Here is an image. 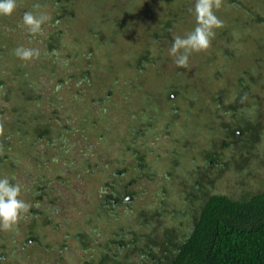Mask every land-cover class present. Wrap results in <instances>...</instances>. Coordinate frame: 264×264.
<instances>
[{
  "label": "rangeland",
  "instance_id": "rangeland-1",
  "mask_svg": "<svg viewBox=\"0 0 264 264\" xmlns=\"http://www.w3.org/2000/svg\"><path fill=\"white\" fill-rule=\"evenodd\" d=\"M93 1H82L78 13L83 15L82 20L92 26L93 31L103 30L105 34L102 36L105 35V38L96 36L97 44H88L90 40L80 36L82 23L79 22L76 25L78 37L71 33L73 39L69 45H65V40L59 42L56 36L53 37L56 46L60 43L57 46L59 50L54 54L43 45V39L48 38L51 29L52 32H64L65 21L52 26L48 20L38 34L32 35L28 30H23L22 3H16L17 7L11 15H0V54H3L0 57V117L10 122L13 116V105L10 102L13 96L3 97L1 89L9 85L15 89V80L9 78L11 71L18 66L21 74L18 76H22L20 82H29L31 85L26 88L29 95H24L20 100L22 109L34 115L31 100L38 95L36 116L48 123V133L36 138L33 147L36 160L44 165L50 163L51 170L43 168L48 175V182L42 198L39 201L33 199V202L36 201L33 207L35 216L43 215L49 221L40 228L41 237L37 242L41 244L36 252L41 264H50L52 260L57 263L59 257L67 261H62L63 264H77L88 259L91 253L96 255L101 249V246L99 249L97 247L106 239L108 230L124 243L132 238L138 244L134 243L137 247L148 242L149 253L160 256L162 251L170 250L161 247L166 237L164 233L167 236L171 234L170 240L175 243L181 232L188 227L192 214L196 213L199 201L205 194L219 193L238 197L259 190L264 185V80L259 79L264 74V65L262 70L254 72L249 87L248 99H255L257 106L249 107L248 100L242 102L236 99L241 84L236 86L237 89L231 84L233 79L241 76L240 71L246 69L244 66L239 70L242 65L237 64L236 58L242 56L249 64L248 48L252 46L240 44L237 47L238 53L236 47L233 49L234 40H238V36L233 40L232 35L228 34L223 38L229 42L221 44L220 38L214 40L213 44L215 51L220 44L223 45L219 50H225L224 56L216 55L211 48L193 53L189 56L188 66L180 68L181 74L175 75V58L169 55L173 34L184 37L196 27L193 13L181 14V9L192 7L186 4V0H181L178 3L179 10H174L180 13L177 12L168 22L171 25L179 20L177 25H181L166 32L154 29L159 34L157 41H150L153 32L149 33V63L141 65V62L133 67L140 72L134 71L136 85H128L129 81L123 74L125 51L135 49L134 45L138 44L131 38L142 41L141 36L146 32H141L140 23L134 16L136 19L133 18L132 24L123 29L127 32L125 45L111 42L116 37L109 31L112 25L99 22L91 14L96 9L92 6ZM190 1L194 5L195 0ZM144 2L149 3L146 0ZM149 6L154 13H145L143 19L144 13L141 12L140 20L153 24L158 21V15L163 10H160L162 8L157 0H151ZM243 6L259 9L256 13H261L264 18V0H237L229 5L222 2L221 7L214 10L223 21V27L214 30L215 39L229 30L234 31L238 24L242 27V24L246 26L251 21V17L242 13ZM97 7L105 9L99 2ZM128 13L125 16L131 17ZM100 15L102 18L103 14ZM142 24L146 27L148 23ZM250 27L256 33L260 32L254 23ZM168 32L171 43H165L162 39V35ZM244 35L250 36L249 33L241 35V43H245ZM101 37L108 41L105 45ZM252 39L256 45L260 44L256 42L257 37L252 36ZM140 44L144 45L145 42ZM19 46L39 49V58L20 60L14 55V50ZM103 49H109L108 57L115 60L114 64L104 62L103 57L97 55L98 51L102 54ZM71 50L89 61L88 64L84 60L77 62L82 67L77 75L75 72L80 68L71 67L72 60L67 59V55L72 54ZM51 69L55 70L52 73L54 78L49 73ZM84 71H87L89 84L84 76L78 78ZM115 71L120 72L117 74L119 76H116ZM212 73L219 75L215 78ZM196 75H199V82H196ZM180 76L187 79L191 77L194 90L192 93L181 91L166 98V90L169 85H173L170 83H173V79L178 82ZM198 84L202 87H198ZM25 97H29L30 101ZM165 102H185L187 111L178 109L171 120L166 121L165 118H169L171 112L167 110ZM228 105H231L230 108L235 107L234 111L227 109ZM84 115L85 121L81 127L83 132H80L76 123ZM245 118L253 124L258 121L259 134L252 144L243 147V143L249 139L247 132L237 134L238 137L232 139L226 135L224 126L236 124ZM137 149L144 154V166L135 169L132 152ZM210 153L212 160L208 158ZM25 157L26 154L20 159ZM70 160H74L75 167L80 165L82 169L65 168L64 165ZM23 161L20 162V169L25 167ZM120 169L123 172H119ZM24 170L16 172L15 180L25 189L33 184L35 173ZM111 171L115 174H111ZM116 182L125 185L127 192L131 193V201L128 199L116 206L103 204V196L114 192L111 186L116 185ZM189 195H192L191 202L187 201ZM99 209H104L103 214L106 216L95 220L97 217L93 216L94 210ZM52 222L55 230L51 228ZM14 234L19 241V232ZM74 235L79 237L73 238ZM145 235L151 238L150 242L144 239ZM63 243L65 245L60 248ZM81 243L86 245V250L81 251L75 246ZM89 245L91 250H88ZM128 245L115 249V244H108L110 250L107 251L116 253L118 258L124 256L129 262L137 260L142 252L130 250ZM23 254L27 255L24 264L30 263L32 259L29 257L33 254L27 248ZM107 262L111 263V260L108 258Z\"/></svg>",
  "mask_w": 264,
  "mask_h": 264
},
{
  "label": "trees",
  "instance_id": "trees-1",
  "mask_svg": "<svg viewBox=\"0 0 264 264\" xmlns=\"http://www.w3.org/2000/svg\"><path fill=\"white\" fill-rule=\"evenodd\" d=\"M82 1L84 0H16V3H22L21 5L24 6H22L23 15L28 11H32L35 15H40L41 13H43L49 17L50 24H53L52 26L58 25L59 22H66V30L64 32L57 31L60 32L57 33L56 31H54L56 32V34H58L56 35L54 32H52L53 29H51V32H48V38H46L45 40L43 39V45L51 50V54H54V52L58 49L57 46L60 45L59 42H63L65 40V45H69L70 41L73 39V36L71 37V33L78 37V33L76 30L78 26L76 25L79 22L82 23L80 26V28L82 27L80 36H82L86 40H90L88 44H97L95 40L96 36H102L103 34H105L103 30L93 31L92 26L85 24V22L82 20L83 15L78 13V10H80V3ZM146 1H149V3L151 2V0ZM157 1L160 8H162L160 10H163V12L159 13L158 21H154L153 24L148 21L140 20L141 17L139 14L141 12L144 13L142 17L143 19L145 17V13H154V11H151L149 3L144 2V0L93 1L92 6H95L97 10L94 9L91 14L96 16V19L99 22H109L108 24L112 25L109 26V28H111V30L109 31L111 33L113 32V34L117 38H113V41L111 42H120L122 43V45H125L124 41L127 32L123 31V29L126 28L125 26L131 25L133 20L136 18L140 23L139 26L142 29L141 32H143L144 30L147 33V35L146 33H143V35L141 36L142 41H139V38H131V40L137 42L138 44L134 45L136 46L135 49L125 51V72H123L125 76H122L127 78L126 80L129 81L127 82L128 85H136V76L134 71L138 70V72H140L138 68L133 69V67L135 65L137 67V63L140 64L142 62L141 65L149 63V33L153 32L151 33L152 37L150 41H157V38H159V34L154 31V29H163L164 32H166L174 27H179L181 25H177L179 24V20H176L174 21L175 23H171V25H169L168 22L170 18L180 12L181 14L192 13L190 9L194 8V5L190 0H186V4H190L192 7L183 8L180 10V12L174 10H179L178 3L181 0ZM236 1L237 0H222V2L228 5L229 3H233ZM98 2L101 4V6L103 5L105 9L97 7ZM35 4H39L40 8L34 9L33 5ZM107 8L109 9L108 11L106 10ZM250 9L255 11L257 8H246L243 6L241 9L242 13L246 14L247 17H251V21L246 24V26L245 24H242L241 27V25L238 24L235 27L236 29L234 31H227L228 33H224L221 37H219V39H215L214 36L211 40V46L209 47L216 55L224 56L225 50L219 49L221 46H223L221 45L222 42L227 41L224 40L223 36L227 37L228 34L232 35L231 38L233 37V40L237 38L236 36H238V40H234L235 43H233L232 41L233 49L236 47V52H238L237 47L240 44H247L249 46H252V48H248L250 58L248 61L249 64H247L242 59V56H238L236 58L237 64L239 66L242 65V68H240L239 70L243 69L244 66H246V69H243V72L240 71V73H242L240 74L241 76L238 75V78L236 77L235 79H233V81H231V84L235 88L236 86L241 84L239 85L240 89L236 88L238 90V93L235 98L239 101L242 100L241 98H244L243 101L248 100L249 102H247V104H249V107L252 105L254 106L255 104L256 106L258 105L255 99H248L250 95L249 87L250 85H252V77L254 76V72H259L260 70H262V66L264 65V18L260 15L261 13H256L259 11V9H257V11L255 12L251 11ZM99 13L103 14L102 18ZM126 13L131 14L132 18L125 16ZM215 13L217 12L215 11ZM142 23L148 24L145 25L146 27H143ZM181 23H183V21H181ZM253 23L256 25L257 29L260 30L259 33H256L255 30L250 27V25ZM238 27L242 29V32H240V29ZM23 30L26 31L27 28L24 26ZM246 33H249L250 36L244 35L243 40L245 41V43H241L240 37L241 35ZM130 35L132 34H129V36ZM178 35L181 34L178 33ZM55 36L59 41L57 46L55 39H53V37ZM168 36L170 37V32H168V34L162 35V39L165 41V43H171ZM173 36L176 37L175 34H173ZM252 36L257 37L258 39L256 42L260 44L256 45L253 42ZM102 37L101 40H104L103 42L105 45L108 41H105V39H103ZM220 38L221 44L215 51L213 49L214 40H220ZM141 42H145V44L142 45L143 43L140 44ZM108 50L103 49L102 54H99L98 51L97 55H101L104 59V62L108 61L109 64H114L115 60H112V57H108ZM71 53L72 54L67 55V59L72 60L70 61L71 67L73 66L74 69L80 68L75 72L77 75L80 73L79 71L82 70V67H80L81 64H77V62H81L82 60L85 61L87 59H82L80 55H75L73 50H71ZM2 55L3 54H0V57ZM85 62L86 64H88L89 61ZM15 69L16 70L11 71L12 75L11 78H9V80H15V89L11 85H9L7 88L4 87L1 89L3 97L9 98L10 96H13L11 97L12 99L10 101L13 105L11 109V111L13 112V116L10 122L5 121L2 116L0 117V125H3L4 128L3 135H0V179L7 177L11 183L19 184V181L15 180V176L17 174L16 172L24 169V172L34 171L35 177H33V184L31 183L25 189L22 188V185L20 184L22 191L19 198L31 205L29 212L26 214H22L19 223L14 227L13 230H0V264H24V262H26L25 258H27V255H24L23 251H25L26 248L31 254H33L29 257L32 260L28 264H39L40 262L38 261L39 259L36 256V252L41 246V244L39 245L37 243L39 242V238L41 237L40 228H42V226L44 224H47L49 221L46 220L43 215L40 216L39 214H36L35 216L36 211H34L33 207L34 203L42 198L44 188H46L48 175L43 171V168L50 170V163L44 165L37 161V155L34 153L33 147L36 142V138L48 133V123H46L44 120H41L39 116H36L35 105L37 99L39 98L38 95L34 96L31 100V105L34 107H31L34 115L29 114L25 112L24 109H22L20 100L24 95H29V93L27 92L28 89L26 88H29V86L31 85L29 84V82L22 84L20 82V80H22V76H18L21 75L19 73V67L16 66ZM179 71L180 68L177 67V70L174 72V74H181L179 73ZM49 73L53 77L52 73H55V70L51 69ZM119 73V71H115L116 76H119L117 75ZM86 74L87 71H84L82 75L78 76V78L84 76L86 78V82L89 84ZM212 75L217 78L219 73H212ZM196 78V82H199V75H196ZM109 79L112 78L109 77ZM259 79L264 80V74L260 76ZM177 81L178 82H174L173 79V83H170L173 85H169V89L166 88V98L170 93L178 94V92L182 93L181 91L192 93V91L194 90V82L191 81V77L187 79L185 76H180ZM96 86L97 85H93V87ZM0 87H2L1 82ZM198 87L201 88L202 86L198 84ZM25 98L30 101L29 97ZM216 99L219 100V97H217ZM228 106L226 107L227 109L234 111L235 107L230 108L231 105L229 107ZM1 112L2 111H0V114H2ZM85 116L86 115H84L82 119L81 116L77 119L78 122L76 124L77 126H79L80 132H83V129L81 127L83 125V122L85 121ZM258 125V121L256 124H253L247 121V119L245 118L242 119L241 122L233 125H231V123L229 125L226 124L224 128L226 130V135L230 136L232 139H236L238 137L237 134H243L247 132L249 139L246 143H243V147H246L249 144H252L257 139L259 134V131H257ZM229 143L232 142L229 141ZM29 149L31 150V154H29ZM24 154H26V157L24 159H20ZM132 157L134 158V161L136 163L134 167L135 169L144 166V154L141 150L137 149L133 151ZM208 158L212 160L213 156L211 155V153L209 154ZM22 160H24L22 164H24L25 167L23 169H20V162ZM74 164V160H70L67 164L64 165V167L69 169L75 167ZM81 169L82 167H80V165L78 167H75V170ZM119 172H123V169H120ZM110 173L115 174L113 171H111ZM131 181L132 179L128 182ZM197 183L198 181H196L195 184ZM118 184L120 183L116 182V185ZM112 186L115 185L113 184ZM118 191L114 190V192L111 191V194H105L103 196V202L107 205L114 206L111 204L110 200H117V196H113L112 193H117ZM126 194L131 196L130 192H127ZM188 197L189 198H187V201L191 202L192 195H189ZM33 199H35L36 201L33 202ZM103 211L104 209H102V211H100V209L94 210L93 216L97 217L95 220H101L100 218H104L106 216L103 214ZM50 225L52 226L51 228L55 230V228H53V222ZM15 232H19L20 234L19 241H17V237L14 234ZM106 234L107 236L105 237V241L107 245L119 242L123 245V247H125L126 244H129V247L137 248L134 247L135 241L132 238H128V243H124L122 240H117L115 234L111 233L109 230L106 232ZM169 235L167 236L164 233V236L166 237L161 242V247L162 249H166L168 247L170 250H167L164 253L162 251L160 256H154L153 254L149 253V255H152L153 258L160 264H264V185L259 190H255L251 193H246L238 197H231L226 194L219 193L205 194L199 201V205L196 208V213L192 214L188 227H186L185 230L181 232V235L178 236L179 239L174 243L170 240L172 237H169ZM72 237L76 238L79 237V235H74ZM118 239L121 238L119 237ZM144 239L149 242L151 240V238H149L147 235H145ZM64 245V243L61 244L60 248H63ZM75 246L81 251L86 250V245H84V243L78 245L75 244ZM147 246H149L148 242L142 243V245L138 246L137 250L139 252L145 251ZM91 249L92 247L89 245L88 250ZM108 258L110 257L105 254H99L98 263H106L108 261ZM86 260L89 261L90 256L88 257V259H84L83 261ZM62 261L67 262L65 259L59 257L58 262H60V264H63ZM58 262L56 263V260H52L50 264H58ZM114 262L115 261L111 259V263Z\"/></svg>",
  "mask_w": 264,
  "mask_h": 264
},
{
  "label": "clouds",
  "instance_id": "clouds-1",
  "mask_svg": "<svg viewBox=\"0 0 264 264\" xmlns=\"http://www.w3.org/2000/svg\"><path fill=\"white\" fill-rule=\"evenodd\" d=\"M222 0H195L194 8L190 9L195 17L196 27L186 36H176L169 49V55L174 57L179 68L188 66L189 56L207 50L215 36V29L223 27V21L218 18L214 10L221 7ZM17 7L16 0H0V15L9 16ZM39 9L40 5H33ZM49 20L43 13L35 15L32 11L25 12L22 23L27 30L36 35L42 30V25ZM14 55L23 61L38 59L39 49L19 46L14 50ZM242 102L244 98H241ZM4 128L0 125V135ZM21 185L13 184L7 177L0 179V230L11 231L19 223L22 214L29 212L30 204L20 199Z\"/></svg>",
  "mask_w": 264,
  "mask_h": 264
},
{
  "label": "flooded vegetation",
  "instance_id": "flooded-vegetation-1",
  "mask_svg": "<svg viewBox=\"0 0 264 264\" xmlns=\"http://www.w3.org/2000/svg\"><path fill=\"white\" fill-rule=\"evenodd\" d=\"M168 96L172 97L173 94L170 93ZM165 103L168 106L167 110L169 109V111L171 112V113H169V118H165L166 121H169V119L171 120V117L178 112V109H181V110H184V111L186 110V103L185 102L184 103L165 102ZM183 114H185V113L183 112ZM150 117H152V116H150ZM208 162H210V160ZM111 187H112L113 190H117V191L120 190L117 193H112L113 196H117V200L116 201L115 200H110L112 205L116 206L120 202H122V201L124 202L125 200H128V199L131 201L132 197L126 194L127 190L125 189V185L124 184L123 185L118 184V185L111 186ZM103 204H105V203H103ZM134 243H136V242H134ZM100 246H101V249L96 255H93V253L89 254V256H90V260L89 261H87V260L86 261H81L80 263L81 264H160L158 261H156L153 258L152 255H149V246L146 247L145 251H142V253L139 255V258L137 260L130 261V262L124 256L122 258H118V255L116 253L107 251V250H110V247H108V245H107L105 240L97 248L99 249ZM134 247H137V246L134 245ZM102 248L104 249V251H102ZM115 248L116 249H121V248H123V246H121V243L116 242L115 243ZM137 248L130 247V250H133V249L137 250ZM101 251L103 252L102 255H104V254L107 255L108 257H110L109 258L110 260L112 259L115 262L114 263H110V262L98 263V255L101 254L100 253Z\"/></svg>",
  "mask_w": 264,
  "mask_h": 264
}]
</instances>
